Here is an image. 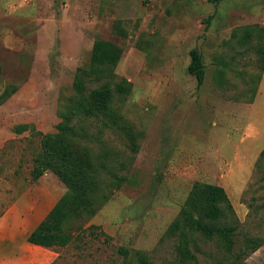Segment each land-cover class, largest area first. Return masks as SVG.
I'll list each match as a JSON object with an SVG mask.
<instances>
[{"label":"rangeland","instance_id":"1","mask_svg":"<svg viewBox=\"0 0 264 264\" xmlns=\"http://www.w3.org/2000/svg\"><path fill=\"white\" fill-rule=\"evenodd\" d=\"M254 25L264 27V0H0V217L23 193L55 187L52 171L33 180L35 162L100 39L124 51L114 72L132 85L115 102L126 125L82 121L77 140L104 167L100 203L66 223L71 242L53 264H138V253L178 264L166 231L196 182L227 192L239 247L264 241V63L254 48L264 37L237 42ZM194 49L207 72L200 88L188 72ZM197 246V264H232L218 241ZM246 263L264 264V245Z\"/></svg>","mask_w":264,"mask_h":264},{"label":"trees","instance_id":"2","mask_svg":"<svg viewBox=\"0 0 264 264\" xmlns=\"http://www.w3.org/2000/svg\"><path fill=\"white\" fill-rule=\"evenodd\" d=\"M208 1L221 3L223 0ZM246 31L247 34L239 37L238 44H247L248 38L256 31L260 37H264V27L259 25L248 27ZM234 38L237 39L236 34H233L232 39ZM254 48L263 55L264 63V44L257 42ZM123 53L122 48L110 41L96 40L90 61L76 71L74 93L62 106L57 132L46 138L44 156L37 159L33 170L34 181H38L47 170L52 171L65 184L67 191L29 236L28 242L33 245L56 250L67 247L71 242V235L65 230L66 223L85 214L93 217L96 213L100 203L98 195L102 189L101 169L104 167L94 161L90 148L81 145L77 138L86 135L82 121L89 119H96L103 128L124 130L126 123L122 121L115 102L130 95L132 85L125 79H117L114 72ZM190 55L188 72L196 78L200 88L207 74L203 57L197 49L192 50ZM1 82L0 65V85ZM13 92V89H8L2 98L8 99ZM263 158L264 151L257 163L259 168H263L261 180L264 186V165H261ZM122 181L124 179H117L111 184L119 189ZM104 198L107 199L108 196L104 195ZM237 229L236 214L225 189L196 182L179 216L168 227L166 236L175 240L178 264L198 263L194 248H198L199 238L218 241L232 257V264H247V257L259 250L264 241L249 238L244 247H239L235 238ZM137 257L138 264H152L143 253H138Z\"/></svg>","mask_w":264,"mask_h":264},{"label":"crops","instance_id":"3","mask_svg":"<svg viewBox=\"0 0 264 264\" xmlns=\"http://www.w3.org/2000/svg\"><path fill=\"white\" fill-rule=\"evenodd\" d=\"M50 174L56 179L52 192L33 198V191H27L0 217V264H53L57 259L56 249L28 242L67 191L65 184L54 173ZM59 188L63 190L60 195Z\"/></svg>","mask_w":264,"mask_h":264}]
</instances>
